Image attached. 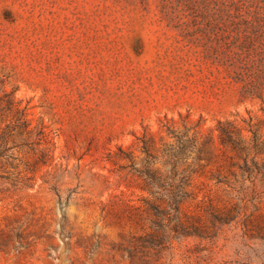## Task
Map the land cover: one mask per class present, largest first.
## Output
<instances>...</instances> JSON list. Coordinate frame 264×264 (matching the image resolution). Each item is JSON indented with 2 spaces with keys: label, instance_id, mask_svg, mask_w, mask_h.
Instances as JSON below:
<instances>
[{
  "label": "rangeland",
  "instance_id": "obj_1",
  "mask_svg": "<svg viewBox=\"0 0 264 264\" xmlns=\"http://www.w3.org/2000/svg\"><path fill=\"white\" fill-rule=\"evenodd\" d=\"M0 264H264V0H0Z\"/></svg>",
  "mask_w": 264,
  "mask_h": 264
},
{
  "label": "trees",
  "instance_id": "obj_2",
  "mask_svg": "<svg viewBox=\"0 0 264 264\" xmlns=\"http://www.w3.org/2000/svg\"><path fill=\"white\" fill-rule=\"evenodd\" d=\"M220 131H221V135H222V140H225L226 138L229 139V136L227 135V132L224 129H220ZM158 181L156 183L158 185H160V187H161V184H159ZM178 183H181V182H178ZM178 183H176V182H171V183L168 182V184H171V185H176ZM176 190L181 191L180 185L176 186ZM178 196H179V194H178ZM176 197H177V195H175V198L172 199L171 205L173 206V208H172L173 210L172 211L177 212V214H178L179 213L178 210H179V204L180 203H179V201L176 200L177 199ZM238 214H239L238 210H226L225 212H220L218 214L221 217H220V219H217V220H219L221 223H227L229 221L234 220L237 217ZM177 219H178L177 216L173 217V220L175 221L173 227L171 228L173 233H175L176 235H178L179 237H182V238H189V237L203 238V235L205 233V230H203V228H201L199 226H196L193 223L181 222V221H179ZM158 233H160V232H158ZM158 233L155 232L153 234H147V235L143 236L142 238L143 239L147 238L149 240H151L153 238H158V240L160 241V239L163 238V234L160 233L158 235ZM146 242H148V240Z\"/></svg>",
  "mask_w": 264,
  "mask_h": 264
}]
</instances>
